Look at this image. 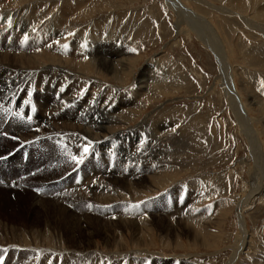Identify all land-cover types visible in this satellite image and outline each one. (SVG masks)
I'll return each mask as SVG.
<instances>
[{"label": "rangeland", "instance_id": "1", "mask_svg": "<svg viewBox=\"0 0 264 264\" xmlns=\"http://www.w3.org/2000/svg\"><path fill=\"white\" fill-rule=\"evenodd\" d=\"M34 1L39 2L32 0ZM41 1L54 2L51 10L53 13L50 12V17L53 15L52 22L57 13L68 7L69 13L74 12V16H78L75 15L77 8L75 11L73 9L78 5L72 3L73 0ZM101 1L109 3V6L103 8ZM70 2L72 4H69ZM87 2L92 5L90 9L92 12L84 19L85 13L82 12L88 8ZM81 3L83 9L77 13H82V18L73 23L75 24L71 28L73 33L81 28L83 34H89L91 20H94L99 26L98 34L109 40L107 43L104 40L100 41L96 45L98 51L108 50L113 53L117 47L123 46L125 52L122 54L114 52L112 57H116L114 58L117 60L115 61L117 68L123 60L128 69L126 72L125 67L121 68L118 75L110 73L112 60L106 59L103 65L101 62V69H94L88 76L94 75L96 81L102 84L101 91L107 92L110 101L114 99L112 93L114 91L118 97L126 95L134 98L125 103L120 101L121 114L113 112V118L111 117L110 122L105 124L96 116L85 119V113L79 110L74 121L86 120L82 130L88 134L92 142H83L86 146H81L75 151L70 141L67 142V139H63L58 133H43L42 129L52 123L50 118L44 120L39 118L40 124H36L34 117L31 119L32 113L36 114L39 111L35 104L38 101L36 93L35 101L29 100L27 103V118L32 121L27 122V138L34 135L32 138L36 145L30 144V138L27 139V145L43 152L47 144L56 145L63 154H70L69 159H72L75 165L72 171L76 168L79 171L82 169L83 178L80 182L78 180L81 177L77 175V181L73 182L76 174L71 175L72 171L63 165L64 168H61L63 172H57V175L70 174V181L64 184L65 191L90 184L93 171L91 178L86 175L83 160L77 163L80 155L81 159L89 157L96 160L95 156L102 153L103 149L109 150L108 161L102 162L104 164L102 169L108 174L116 170V163L122 162V165L130 161L136 163L138 174L135 172L134 175L138 178L133 181L138 183L133 185L137 187L135 186L133 190L128 186L132 182L130 184L113 182L115 185L109 183L116 190L115 195L113 193L116 197V212H112L111 215L99 214L100 221L108 224L116 213L120 211L132 213L133 211L126 210H134V206L137 208L138 204L149 201L160 204L153 209H147L148 212L160 206L161 209L152 213L158 218L165 217L166 214L175 212L176 197L184 206L187 202L184 212L189 211L191 214L187 216L195 218L186 224L185 219L184 221L178 216L170 217L183 222H180L183 228L176 226V232L179 234L174 237H164L165 233L157 228L158 223L150 226L143 223L141 226L144 225L145 232L143 231L141 235H135L131 229L124 228L119 237L112 235L110 239L94 238L93 248L107 255H115V258L121 252L139 258L144 256V261L151 256L155 258V264H258L257 257L264 254V203L246 205L240 211L239 200L250 201L256 189L264 185V12H262L264 0H84ZM186 9L189 15L186 14ZM245 17L253 19L255 25H250ZM206 24L211 27V33L219 37L218 47H221L222 51L218 54L212 44L215 37L208 38L202 32ZM206 29L210 32V29ZM104 57L100 59L104 60ZM50 64L48 63L47 69ZM60 66L69 74L78 71L68 64ZM50 67L52 71L50 68L48 71L52 73L54 66ZM145 69L146 73L150 70L146 92L149 94L143 97L134 95V92L141 91L138 89L137 80ZM29 72L34 73L35 69ZM146 73L143 75L146 76ZM224 77L229 83H226ZM41 93L43 89L39 90V94ZM149 97L150 99H147ZM53 105L50 103L49 107L52 108ZM43 113L50 116V110H44ZM31 126L36 128V131L30 132ZM94 142H101L102 148L97 152L94 150L85 152V149L91 148ZM13 143L0 134V145L3 146L0 155L10 152L15 145ZM116 144H121V148L118 149ZM25 150L28 153H23ZM25 154L28 155L24 159ZM36 156L35 150L22 148L9 159L0 160V237L12 238L14 234L23 235L25 232L24 235L29 239L34 240L35 235L40 241L42 235L46 233L45 224L41 225L40 222V226L35 224L37 217L34 207L30 206L31 202L35 205L39 202V208L47 205L40 199L42 197L47 199L48 195L36 194L30 187V181L38 177L24 180L13 187L2 185H13L15 179H25L24 173L27 170L16 176L14 168L19 162L25 163L28 159L32 160L31 164L28 162L31 167L33 161L37 159ZM74 157L76 159H73ZM117 157L122 160H116ZM109 159L110 165L113 166L111 171ZM113 160H116L115 164ZM98 174L100 178L102 174ZM116 175L122 178V174ZM171 175L172 177L177 175L174 184L180 189L179 194L169 192H176L173 191L174 186L168 188L158 184ZM171 183L170 181L169 184ZM24 192L28 194L24 196ZM22 197L27 199L25 203H22ZM166 200L170 204H166ZM239 211L242 214L241 219ZM77 212L87 214L91 210L83 209ZM144 215L147 216L146 213ZM56 235L55 232L54 234L51 232L49 238L55 245L41 242L34 244L38 249L32 252L30 264L37 262L56 264L57 260L50 259L52 257L40 259L36 257L40 256L39 250L54 252L49 248L57 247L62 248L61 253L65 254V257L74 256L75 259L71 260L80 262L87 260L86 254L66 250L65 244L56 243ZM13 239L9 240L18 246L21 242V245L23 243L32 245L30 241ZM79 239L77 245L81 246L85 240ZM243 242L248 243L250 247L244 248ZM118 245L121 248H118ZM67 247L74 248V245L68 243ZM20 250L24 252L23 258H19ZM106 257L112 259V256ZM120 257L117 259H121ZM27 258L25 249L2 246L0 242V264H4L5 259L7 261L5 264H25L22 261ZM132 258L139 259L133 256Z\"/></svg>", "mask_w": 264, "mask_h": 264}, {"label": "bare ground", "instance_id": "2", "mask_svg": "<svg viewBox=\"0 0 264 264\" xmlns=\"http://www.w3.org/2000/svg\"><path fill=\"white\" fill-rule=\"evenodd\" d=\"M38 1L39 2L37 1L32 2V0H0V134L7 137L12 143L14 142L13 145L15 144L10 152L0 155V160L5 161V159H9L11 156L15 155L16 152L22 148L29 149L30 151L35 150L37 152V156H36L37 159L33 161V165L31 167L30 165H28V162L29 164H31L32 160L28 159V161L25 163H23V161L19 162L18 165H16V168H14L15 169L14 174L16 176L20 172H24L27 170L26 173H24L26 176L25 179L23 180L15 179L13 185H8V186L7 184H2V185L5 187H13L18 183L23 182L24 180H28L33 177H38L37 179L30 181V187L34 190V192H36V194L48 195L47 199L45 197H42V199H40L43 203L46 202L47 205L45 206L43 205L41 206V208H39V202L38 205H35L33 202H31V204L30 203L28 204H30L31 207H34V213L35 216L37 217L35 224L39 226L40 223L41 225L45 224L47 228L45 229L46 233L44 235L41 234L42 237L40 241H38V238L33 234L31 235H33L34 240H32L31 238L30 240L28 237L25 236L26 235L25 232H23L25 235L14 234L11 236L12 238H14L13 240L16 241L25 240L26 242L30 241L32 245L31 244L25 245L24 243L23 245H21L22 244L21 242L18 246L14 241L9 240L12 238L0 237L1 245L7 247H17V248L25 249L26 253L28 254V258L22 262H25V264H30L32 260L31 258L33 257L32 252L38 249V246L34 244L37 242H41L44 244L55 245L49 240L50 233L52 232V234H54L55 232L57 234L56 243L65 244L66 250L78 251V253L82 252L83 254H86L87 260H85L84 262H80L78 260H71L74 258V256L69 255L70 256L69 257L66 255L65 257L64 256L65 254L63 255L61 253L62 248L59 247L54 249L49 248V250L54 252H42L41 250H39L40 256L36 257V259L37 258L40 259L43 257L44 258L52 257L50 259L54 261L57 260L56 264H92L93 262L96 264H155V258L151 256L147 257L146 260L147 262H146L143 259L144 256L139 258L136 255H132L133 257H136V259L139 258L135 260L132 258V256H129L126 253L124 254L123 252H121L119 256L116 255L118 258L121 256L120 257L121 259H117V257L115 258V255L104 254L103 251H98L97 249L93 248L94 238L96 239V237H106L110 239L112 238V235H116L119 237L121 236V232H122L121 230L124 228H125L124 230L131 229L133 232H135V235L136 234L141 235L144 231V227H143L144 225L141 226V224L143 223L146 224V226H150L151 224L157 225L158 223L157 228H159L161 232L165 233L166 236L164 237L166 238H169L171 236L174 237L179 234L176 232V226L183 228L182 224L180 225V222L182 221L174 220V218L170 219V217L178 216V218H181L182 220L184 219L187 220V221L184 220L185 223L186 222L191 223V221H193L194 217L192 218L191 216L190 217L187 216L188 214L191 213L189 211L187 213L184 212V207L187 205V202L185 203L184 206V204L180 203L181 201H178V197H176V200H174L175 212H173V214L170 215L166 214L165 216L166 218L165 217L158 218L157 216H155V214L152 213L154 211L161 209L160 206L154 211L148 212L149 210H147L150 208L153 209L156 205L160 204L159 202L149 201V202H145L144 204L140 203L138 204L139 207L136 208L134 206V210H130V209L126 210L129 212L133 211L132 213L121 212V211L116 213L114 219L112 218V220H110V223L107 224L106 222L100 221L99 214L111 215L112 212H116L115 208L117 207L115 204L116 197L114 196L116 190L109 183L114 184L115 182L120 181L123 183L130 184L132 182V184L128 186L132 187V189L134 190L137 186L135 185L136 186L135 187L133 184L138 183V181L135 182L133 181L134 179L138 178L135 177L134 175L136 170H138L137 166L135 165L136 163L130 161L124 165H122V162L121 164L120 162L118 164L116 163V160H122V158L117 157L115 161L113 160L114 164L116 163V167H115L116 170L114 169L115 171L114 170L112 171L114 172L113 174L112 172L108 174L105 171V169H102V166L104 165L102 164V162L103 160L104 163L106 162V160L108 161L109 150L105 151V149H103L102 153L99 154L100 158L99 155L95 156V159L97 158L96 160H93L92 158L89 157L83 159L82 157L86 175L91 178V172L93 171L90 184H87L84 187L77 186L75 187L76 189L74 188V190L66 189L67 191H65L64 184L70 181V176H69L70 174L67 173L63 176L61 175L58 176L57 172H63L61 170V168H64L63 165L68 167L69 171H72L75 168L73 160L69 159L70 154H63L60 148L56 145L47 144L45 146L44 152L41 151L40 149L30 148V146L27 145V139L29 138L31 140L30 144L32 146L36 145V141L32 138L34 137V135H31V137L27 138V122L32 123V121H30V118H27V103H29V100H32L33 102L35 101L36 93H37L38 101H36L35 104L38 106L39 111H37L36 114L33 112L31 119L33 120L34 117L35 120L37 121L36 124H40L41 121L39 118L43 120L46 118H50L52 123L48 124L45 128L42 129V131H44L43 133L44 134L58 133L60 136H63V139L66 138L67 142L70 141V145L75 149V151L78 148H81V146H86V144H84L83 142L85 141L92 142L88 134L84 133L82 130V126L86 120L83 122L79 120L78 122L74 121V119L77 117L79 110L85 113L86 116L85 119L90 118V116L91 118H95L96 116L97 119L100 118L103 121L102 124H105L110 122L109 120L111 119L112 116H114L113 112H117L121 114L120 109L122 106L119 105L121 104L120 101L125 103L126 101L134 98V97L131 98L130 96H126V95L123 97L121 96L118 97L117 92L116 91L112 92L111 90L110 92L114 94V99L110 101L108 99L107 92L103 93L101 91L103 87L102 84L96 81V78L93 77L94 75L88 76V73L93 72L94 69H101L106 59L112 60L111 69L108 68L110 70V73H114L118 75L120 69L124 67L126 72L128 70L123 60L122 63L120 62V65L118 64L119 67L117 68L115 64V61H117L115 60L116 57L115 56H114L115 58L112 57V54L114 52L117 54H122L123 52H125L122 49L123 46L117 47L115 51L113 50V53H111V51L108 52V50L98 51L99 49L97 48L96 45L100 41L103 42L104 40V42L106 41L108 42L109 40L106 39L104 35L101 36L100 34H98L99 32L97 30L99 26L97 22L91 20L92 21V23H90L91 32L89 34L87 33L83 34L84 32L83 30H81V28H79V30L77 29V32L75 33H73V31L71 30V28H73L72 25H75L73 23H75L76 20L82 18L81 17L82 13H85L84 19H87L91 15L92 11L90 9L92 8V5L88 4L87 2L88 8H86L81 14H78L77 12L83 9V8L81 9L82 7L81 2L84 0L82 1L73 0L72 3H74L76 6L78 5V7L73 8L74 11L75 8H77L76 9L77 12L75 13V15L78 16L75 17L74 12L69 13L68 11L69 7L68 8L65 7L66 9L63 8L64 9L63 11L57 13L56 16L54 15L55 16L54 22H52L51 18L53 17V15L51 17L50 15L51 13H53L51 12V10L53 9L54 2L51 1L52 3L49 2L45 3L41 0ZM72 3L70 2L69 4ZM101 6H103V8H106L107 6H109V3L103 2ZM70 9H72V7ZM186 14L189 15L187 9H186ZM245 19H247L251 23L250 25L252 24L255 25V22L250 17L248 18L245 17ZM52 23L53 26H51ZM206 28L210 29V32ZM202 32H204V35H206L208 38L215 37L212 44L216 49L217 54L219 53V51H222L221 47L220 48L218 47L220 43L219 37L215 35V33H211L212 29L208 24H206V27H204ZM214 41H216V43ZM102 56H105L104 60L100 59L102 58ZM46 62L47 64H45ZM48 63H51L50 65L54 66V71L52 73L48 71L49 68L51 69L50 65L47 69ZM61 64L63 65L68 64L70 66H73L75 69H78V71H72V72L70 71L71 73L69 74L66 71H64L62 66H60ZM32 69H35L34 73L29 72ZM146 71L147 69L143 70L141 72L140 77L138 78L139 80H137L138 89H140L141 91L138 90L140 92H136V93L134 92V95L138 94V96L142 95L143 97V95L145 96L146 94H149L146 92L148 91L147 88L150 79V77L148 76L150 70L147 73ZM145 73L146 76H144ZM86 76L88 77L86 78ZM225 81L226 83L227 82L229 83V80L227 81L225 79ZM42 89H43V93L39 94V90ZM147 99H150V97ZM50 103L54 104L52 108L49 107ZM44 110H50V116H46V113H43ZM34 131H36V128L31 126L30 132H34ZM100 143L94 142L92 147L88 148L87 150L88 151L94 150L97 152L100 148H102L101 147L102 144ZM123 144L124 143H122V145ZM116 147L120 149L121 144L118 145L116 144ZM2 148L3 146L0 145V151L2 150ZM13 152L14 154L11 155ZM79 160H81V155L79 157ZM110 163L111 161L109 159V166L111 171L113 169V166H111ZM126 170H128V172H126ZM73 173H75L76 175L73 178L74 181L73 180L72 181L73 182L77 181L76 178H78L77 175H79L81 179L78 181L81 182L83 178L82 169H80L79 171V169L76 168L74 171L71 172V175ZM98 173H100V175L102 174L100 178L98 177L99 175ZM116 173L122 174V178L120 179L119 175L117 176ZM136 174L138 173L136 172ZM175 176L177 175H173V177L171 175V177L169 176L168 178L165 177L166 179H164L163 181L161 180V182L158 184L162 187H168V188L174 186L173 191L176 190V192H172V191L169 192L174 194H179L180 189H178L174 184L176 178ZM170 181L172 182L171 185L169 184ZM17 190H19V188H17ZM258 190L256 189V192L253 193L250 201L239 200L240 211L243 210L246 205H251L253 203H257V204L264 203V185H260ZM23 194L25 196L28 194V192H24ZM21 200L22 203L23 202L25 203V201H27L25 197H22ZM167 203L168 202L166 200V204ZM144 206H146V208H144ZM83 209L91 210V212L87 214L86 213L78 214L77 210H83ZM166 211H171V210L166 209ZM240 211L238 212V214L241 219L242 214L240 213ZM145 213L147 216L144 215ZM197 219L199 218L197 217ZM190 231L191 230H189V232ZM27 238L29 241L26 240ZM78 239L79 240L84 239L85 240L83 241L84 244L81 246L77 245ZM68 243L71 244L72 246L74 245V248L67 247ZM244 243L245 242H243L242 246L248 249V247H250L249 244L245 243L244 245ZM13 244L17 246H12ZM60 247H62V245ZM117 247L121 248L120 245H118ZM75 248H82V250H78ZM14 251L17 252L18 250L14 249ZM94 254H96V256H94ZM18 255L19 258H23L24 252L20 250L18 252ZM106 256H110V257L112 256L111 257L112 259L107 258ZM5 262H7L6 259ZM257 262L258 264H264V254L257 257ZM36 264H41V262H37Z\"/></svg>", "mask_w": 264, "mask_h": 264}, {"label": "snow or ice", "instance_id": "3", "mask_svg": "<svg viewBox=\"0 0 264 264\" xmlns=\"http://www.w3.org/2000/svg\"><path fill=\"white\" fill-rule=\"evenodd\" d=\"M134 51V50H133ZM88 150L87 149H85V152H87ZM73 159H76L75 157L73 158ZM79 162H82V159L81 160H77V163H79Z\"/></svg>", "mask_w": 264, "mask_h": 264}]
</instances>
